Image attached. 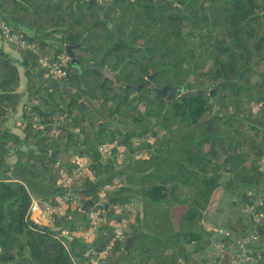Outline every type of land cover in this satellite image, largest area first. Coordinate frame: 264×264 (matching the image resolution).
Here are the masks:
<instances>
[{"label": "trees", "instance_id": "1", "mask_svg": "<svg viewBox=\"0 0 264 264\" xmlns=\"http://www.w3.org/2000/svg\"><path fill=\"white\" fill-rule=\"evenodd\" d=\"M96 6L0 0L4 22L31 31L22 32L27 45L16 48L26 78L22 139L3 127L22 93L17 67L0 48V264H91L89 256L100 251L104 262L120 258L115 264H218L206 258L200 231L218 210V191L235 194L248 210L226 223L227 235L211 231L215 239L227 249L244 246L247 264H264V0H96ZM66 43L75 45L77 63L66 53L65 73L44 77L40 59ZM94 62L97 69H89ZM104 67L114 80L98 71ZM148 76L156 86L213 92L177 93L166 107L161 91L144 86L138 100L125 84ZM55 82L70 94L45 88ZM213 97L225 117L211 118L207 131ZM112 142L103 159L98 146ZM118 146L126 168L117 165ZM73 154L87 159L86 174L75 175ZM117 177L125 180L107 194L115 199L103 210L98 191ZM64 196H75L78 206L47 225L29 218L32 198L55 205ZM87 197L91 204L81 210ZM130 201L134 218L111 241V221L124 218L112 207ZM91 210L105 220L88 241L75 233L89 227ZM62 230L74 235L58 237ZM229 256L225 250L223 264Z\"/></svg>", "mask_w": 264, "mask_h": 264}, {"label": "built area", "instance_id": "2", "mask_svg": "<svg viewBox=\"0 0 264 264\" xmlns=\"http://www.w3.org/2000/svg\"><path fill=\"white\" fill-rule=\"evenodd\" d=\"M0 36L1 38L8 44H12L13 46L23 48L27 45V42L25 38L23 37L22 32L14 31L13 27L8 25L5 22H0ZM69 62V56L66 54L64 49L60 50L59 52H56L50 56L46 55L43 56L40 59L41 66L45 69V72L43 74L44 77H61L65 73V67L67 66ZM17 125H19V122H17ZM58 129L52 130V132L57 133ZM116 144L114 142L112 143H104L98 146L99 153L101 157L104 159L106 156H108L111 152V149ZM117 155L118 158L122 157L125 152V148L123 146L117 147ZM86 163L80 162L78 167L79 174L86 172ZM76 173V175H77ZM87 173V172H86ZM68 178L65 177V181ZM69 199L70 203L68 204L70 207L76 208L79 204L78 199L75 196H64L63 199H60L57 204L51 205L49 203H44L41 205L39 203V200L37 198H32L30 205L28 207V216L31 220H33L36 223L44 224V223H51L53 220V215L61 214L65 206L63 203H66V200ZM90 217L91 222L88 228L86 230H83V233L80 234L76 231V235H80L81 237L85 238L86 236L91 238V236L94 235L95 230L98 228L100 224H102L105 220L104 216L98 211V210H91L90 211ZM52 218V219H51ZM112 223V222H111ZM128 221H121L118 223L113 222V238L111 241L115 239H120L123 235L124 228L127 227ZM221 231V230H220ZM222 233V232H221ZM229 232L226 231L224 235H227ZM58 237L63 236L65 239H71L72 235L74 233L67 232L66 230H62L60 233L56 234ZM64 241V240H63ZM65 245V241H64ZM246 249L244 246H238L237 253H238V264H247L251 257L246 254ZM100 256H106L105 251L98 252ZM239 258H241L239 260Z\"/></svg>", "mask_w": 264, "mask_h": 264}, {"label": "rangeland", "instance_id": "3", "mask_svg": "<svg viewBox=\"0 0 264 264\" xmlns=\"http://www.w3.org/2000/svg\"><path fill=\"white\" fill-rule=\"evenodd\" d=\"M0 39H1L2 43L6 44L7 46L16 48V46H13L12 44L6 43L1 38V36H0ZM52 42L56 43L54 40H52ZM14 63H15V60H14ZM15 65L17 67V63H15ZM17 70H18V68H17ZM22 78L25 79V75L24 76L22 75ZM22 83H24V80ZM150 141H152V140H150ZM132 142H133V144L138 145L141 142V139L136 138V139H133ZM22 148H23V146H22ZM139 155L143 156L144 153L141 152V153H139ZM71 159L75 160L78 163V165L80 162L87 163L86 158L76 156L75 154L72 155ZM127 162H128L127 157L124 158V156H122L118 159L117 165L119 168H126ZM78 174L79 173H77V175ZM81 174H86V172L85 173L83 172ZM65 177L67 178V176H65ZM65 177L62 178V182H64V183H66L68 180L67 179L65 181ZM124 180H125V178H123V177H117V178L113 179V181L111 183L106 184L105 186H103L98 191V194H97L98 195V204H100V206L102 208H103V205L108 201V200H106L107 194L116 192V190L122 185ZM177 192H178V189H176L175 193L177 194ZM176 194H174V195H176ZM169 195H171V194L167 193L168 197H170ZM215 196H216L215 205L217 206L218 210L216 212H210L207 216V219L204 221L202 227L200 228V231H202L201 232L202 238H203V240H205V242L202 241V244H201V245H204L203 251L205 252V256H206V258L209 259V261L210 260L211 261L216 260L217 258H219L217 260L218 264H223V262L221 260L224 258L225 250H227L228 253L230 254L228 264H238V258H237V256H238L237 248L238 247L234 245L233 247H230L229 249H227L226 247H224L223 243H218V240L215 239L217 235L215 236L214 235L215 233H212L211 231H214V232L216 231L217 234L224 235V233L226 231H228V229L226 228V223L229 220H232V221L235 220L237 217H239L242 214L241 212L243 211V209L248 210V208H246L242 203H240L237 199L238 197H236V195L233 193H230V192H223L222 193L221 191H218ZM109 205H110V203H109ZM135 209H136V207L134 205V202H131V201L126 202L120 206L114 205L112 207V210H114L117 214H121L124 218L120 221H111V222L112 223L113 222L118 223L121 221H126L128 218H129V220H132L134 218ZM53 217H54V215H53ZM127 228H128V225H127V227L124 228V231ZM83 230H86V228H80L78 230L80 232H78V233L82 234ZM205 230L212 233V234L208 236V234H205V232H206ZM124 231H123V233H124ZM84 240H89V238L86 236L84 238ZM92 255L93 256H89L91 264H102V263H104V260H103L105 258L104 256H100L98 254V252L95 255L92 253ZM240 259L241 258H239V260Z\"/></svg>", "mask_w": 264, "mask_h": 264}, {"label": "water", "instance_id": "4", "mask_svg": "<svg viewBox=\"0 0 264 264\" xmlns=\"http://www.w3.org/2000/svg\"><path fill=\"white\" fill-rule=\"evenodd\" d=\"M87 2L91 3V4H94L96 6V0H86ZM96 10L99 12V14L101 15V12L99 10V7L96 6ZM105 23H107L106 20H103ZM81 44V41L77 44V45H80ZM75 45L74 44H69V43H66L64 45V51L66 53L69 54L70 56V63L71 64H74V63H77V60L76 58L73 56L72 54V51H71V48L74 47ZM96 65V62L92 63L89 67V69H93V67ZM78 66V65H76ZM103 73H109L111 75H114L115 72H112L109 68H104L102 70ZM151 79H152V76H148L147 79L143 82H140L138 84H132V83H127L125 84V87L126 88H132L134 90H136V92L138 93V100H140V93L139 91L141 90V88H143L144 86H151L154 90L156 91H161L164 96H165V99H166V107L169 106L170 104V100L172 97H174L177 93H180L182 94L183 96L185 97H190V96H196V95H201L203 93H208V94H212V90L210 89H206V88H198L196 90H183L181 86L179 85H175L171 88H169V86H156V85H153L151 83ZM53 87H56V88H61L62 90L66 91L68 94H70V91L67 90L66 88H64L63 86L60 87L59 85V82H55V83H52L50 85H47L45 86L46 89H49V88H53ZM169 90V91H168ZM213 106H214V112L213 114L211 115L210 119L208 120V126H207V131L210 130V121H211V118L217 116V115H220L222 117H225L224 114L220 113L219 112V109L217 108V105H216V99L215 97H213ZM115 197H112L110 198L104 205H103V210H107V207L109 205V203L114 200ZM89 204H91V200L89 199V197L86 198V200L83 202V204L81 205L80 209L81 210H84L86 208V206H88ZM97 207V206H96ZM134 238V234H132V236L130 238H128V242L127 244L125 245V249L127 248V245L133 240ZM120 261V258H115L111 261H107V262H104L102 264H115L117 262Z\"/></svg>", "mask_w": 264, "mask_h": 264}, {"label": "crops", "instance_id": "5", "mask_svg": "<svg viewBox=\"0 0 264 264\" xmlns=\"http://www.w3.org/2000/svg\"><path fill=\"white\" fill-rule=\"evenodd\" d=\"M4 21L5 20L3 19L2 14L0 12V22H4ZM21 32L26 33V34L31 33V31L28 29H22ZM0 48L3 49L13 59V61L15 60V63H17V68L19 70L18 72H19V76H20V86H19L18 90L22 93L21 98H20V102L17 106L16 113L14 115H12L11 117H9L5 122H3V127L6 128L9 132L18 135L19 138L22 139L23 133L18 128L17 122H18V119L22 113L24 103L27 100V96H26V92H25L26 78L25 79L22 78V75L24 76V69L20 64L21 57H20L19 51L16 50V48L7 46L6 44L2 43L1 39H0ZM23 80H24V83H22ZM24 147L25 146L23 145V149L27 148V147H25V148ZM11 149H12V147H11ZM15 158L16 157L14 156L12 151H10V155L7 158L8 163L12 164L15 161ZM63 205L66 206L65 209L69 206L67 203H63ZM71 208L73 209V207H71ZM44 224L47 225L48 223H44ZM49 224H51V223H49ZM93 236H91L90 240H92ZM90 240H88V241H90Z\"/></svg>", "mask_w": 264, "mask_h": 264}, {"label": "flooded vegetation", "instance_id": "6", "mask_svg": "<svg viewBox=\"0 0 264 264\" xmlns=\"http://www.w3.org/2000/svg\"><path fill=\"white\" fill-rule=\"evenodd\" d=\"M106 24H108V23H106ZM104 68H107V67H104ZM104 68H102V69H100V70H98V71H100L104 76H106V77H108V78L114 80V75H111V74H109V73H103V72H102V70H103ZM93 69L96 70L97 68L93 67ZM112 72H114V71H112ZM168 91H169V90H168ZM139 93H140V91H139ZM137 96H138V93H137Z\"/></svg>", "mask_w": 264, "mask_h": 264}]
</instances>
